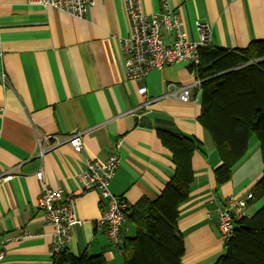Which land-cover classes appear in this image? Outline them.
Instances as JSON below:
<instances>
[{
  "label": "crops",
  "instance_id": "1",
  "mask_svg": "<svg viewBox=\"0 0 264 264\" xmlns=\"http://www.w3.org/2000/svg\"><path fill=\"white\" fill-rule=\"evenodd\" d=\"M182 19L188 39L197 40L195 23L211 29V44L226 50L245 49L264 41V0H167ZM148 15L161 12V0H139ZM129 32L123 0H94L81 19L30 3L0 0V242L3 264H52V228L38 199L44 187L75 199L80 223L66 251L75 257L101 255L107 264H123L118 247L98 228L103 206L99 195L82 192L79 174L90 160L118 158L109 191L133 206L142 198L155 201L173 165L157 130L177 131L198 144L191 164L194 182L179 206L177 227L184 245L182 264H215L223 253V237L215 209L230 197L244 198L263 173L259 144L252 140L233 167L231 179L216 191L214 171L221 166L209 134L197 119L201 91L192 102L176 99L149 103L169 83L190 85L186 63L153 70L138 81L125 77L121 40ZM165 43L170 36L162 31ZM5 76V85L1 80ZM146 87V95L137 90ZM145 103H149L146 106ZM146 118L150 126L141 127ZM82 132L83 150L76 153L67 137ZM53 137L57 147L37 156V138ZM43 180L35 179L37 172ZM9 177L1 182L4 177ZM263 199L247 207V216ZM125 221L121 240L130 229Z\"/></svg>",
  "mask_w": 264,
  "mask_h": 264
},
{
  "label": "trees",
  "instance_id": "2",
  "mask_svg": "<svg viewBox=\"0 0 264 264\" xmlns=\"http://www.w3.org/2000/svg\"><path fill=\"white\" fill-rule=\"evenodd\" d=\"M261 59L264 41H257L231 51L204 48L194 67L202 81L197 121L222 163L214 171L216 191L231 179L233 167L252 140L259 144L264 167V61L249 65ZM157 136L171 154L173 174L155 201L142 198L129 206L126 221L133 226L134 236L124 237L118 246L123 264H182L179 206L188 199L194 182L191 161L198 144L177 131L159 129ZM252 194L255 201L264 199V168ZM233 224V234L224 240L215 264H264V206ZM52 264L107 263L101 255L75 257L65 250L52 257Z\"/></svg>",
  "mask_w": 264,
  "mask_h": 264
},
{
  "label": "built area",
  "instance_id": "3",
  "mask_svg": "<svg viewBox=\"0 0 264 264\" xmlns=\"http://www.w3.org/2000/svg\"><path fill=\"white\" fill-rule=\"evenodd\" d=\"M30 3L48 7L66 15L81 19L89 7L94 5V0H28ZM232 1V0H231ZM128 21L129 32L126 38L121 40V54L128 81L144 79L149 72L160 70L164 66L174 63H186L194 77L190 85H177L169 83L165 92L149 103H155L163 99H176L180 103L192 102L193 91H201L202 81L198 79L194 67L199 64L200 51L211 48V29L207 24L196 22L195 30L197 40L188 39L182 29V19L170 7L167 0H161V12L157 15L144 13L139 6V0H123ZM162 31L170 36V41L165 43ZM1 80L5 85V76L1 74ZM146 87L137 90L139 96H145ZM149 103H145L146 106ZM82 132L76 131L67 137V142L76 153H81ZM53 137L45 136L37 138V156H42L59 145L52 141ZM118 158L110 155L103 161L90 160L86 162L84 170L78 176V182L82 192L94 190L98 193L103 210L96 221L98 228L105 229L106 237L110 243L118 247L121 243L120 232L126 221V212L129 205L123 199L117 198L109 191V184L117 170ZM9 177H4V182ZM35 179L43 180V173L37 172ZM251 199L248 194L246 202ZM230 197L225 207L215 209V221L223 239H228L234 231L233 221L248 217L244 213L246 202ZM38 208L52 230L51 256L60 255L66 250L73 228L80 223L76 217L75 199L72 196H63L60 190H51L44 187L38 199ZM5 251L3 242H0V264H3Z\"/></svg>",
  "mask_w": 264,
  "mask_h": 264
},
{
  "label": "rangeland",
  "instance_id": "4",
  "mask_svg": "<svg viewBox=\"0 0 264 264\" xmlns=\"http://www.w3.org/2000/svg\"><path fill=\"white\" fill-rule=\"evenodd\" d=\"M248 194H251V199L246 202V200H244V199H246ZM248 194L244 198H240V200H244L246 202V207L244 208V213H245L246 216H247V207H248V205L251 202H254V197H253L252 191L249 192ZM254 203H256V202H254ZM262 206H264V199L261 201V203L259 204V206L257 207V209L255 211H258L260 208H262ZM126 226H127V228L130 229V234L128 235V237H133L134 236V228H133V226L130 223H127ZM223 242H224V239H223Z\"/></svg>",
  "mask_w": 264,
  "mask_h": 264
},
{
  "label": "water",
  "instance_id": "5",
  "mask_svg": "<svg viewBox=\"0 0 264 264\" xmlns=\"http://www.w3.org/2000/svg\"><path fill=\"white\" fill-rule=\"evenodd\" d=\"M262 61H264V59H261V60H258L256 62L250 63L249 65L258 64V63H260ZM139 125L141 127H143V126L149 127L150 126V123H149V121L146 118L141 117L140 120H139Z\"/></svg>",
  "mask_w": 264,
  "mask_h": 264
}]
</instances>
